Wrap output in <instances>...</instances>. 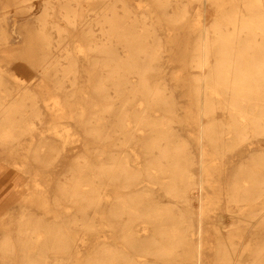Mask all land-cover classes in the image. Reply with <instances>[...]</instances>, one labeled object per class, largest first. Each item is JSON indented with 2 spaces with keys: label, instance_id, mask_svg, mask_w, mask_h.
<instances>
[{
  "label": "bare ground",
  "instance_id": "obj_1",
  "mask_svg": "<svg viewBox=\"0 0 264 264\" xmlns=\"http://www.w3.org/2000/svg\"><path fill=\"white\" fill-rule=\"evenodd\" d=\"M35 1L0 0V179L28 177L0 217V264H204L195 202L204 215L222 197L229 234L205 264H264V149L222 180L227 153L264 137V0H39L17 50L31 84L4 68L1 10ZM165 51L180 69L164 70ZM67 120L84 146L56 175ZM248 223L262 231L244 245ZM83 231L102 233L86 253Z\"/></svg>",
  "mask_w": 264,
  "mask_h": 264
},
{
  "label": "rangeland",
  "instance_id": "obj_2",
  "mask_svg": "<svg viewBox=\"0 0 264 264\" xmlns=\"http://www.w3.org/2000/svg\"><path fill=\"white\" fill-rule=\"evenodd\" d=\"M137 1L138 0H136V2ZM40 4V1L36 0L29 9H20L14 5H9L8 7L1 10L4 15L3 27L6 37L5 44H2L1 46L4 45L2 49H5V53L8 54V56H6V59L3 61L4 68L9 70L10 72L16 73L20 78L25 77L28 83L31 84L37 83L40 80V75L36 71L35 67L31 64V58L26 54H23V56H21L22 52L19 53L17 52V50L19 46L24 42V40H26V28L28 27V24L32 21L34 16L38 13ZM198 8L199 5L196 2L191 3V5L189 6V10L192 15L196 13ZM201 8V18L203 20V24L205 26H209L215 18L217 7L209 1H204L203 4H201ZM164 56V70L166 72L180 69L181 64L177 61L172 60L171 55L168 51L164 52ZM7 77L11 81L12 77ZM176 96L178 97L177 92ZM179 98H181L182 100L183 97L180 96ZM216 116L224 119L227 118V114L222 111H217ZM201 121L205 122L206 118L202 117ZM63 126L64 127L58 126V128L66 135V141L64 145V155L58 158L57 165L54 168V171H56V175L61 173L64 168H66L67 165L71 163L73 158L83 150L84 146V136L81 128L74 125L71 121L68 120ZM44 129L46 132H49L51 127L45 126ZM183 133H186V131L183 130ZM251 148L264 149V137L255 139L253 144L251 145H241L235 148L232 152L227 153L225 158V170L222 175L223 183L226 181L230 170L247 155L248 150H250ZM194 154L196 157V161H198L199 152L197 148L194 149ZM7 167V163L3 160H0V172L5 171ZM193 171L195 173V179L198 182L201 178V165L198 162L193 165ZM27 180L28 177L23 172L13 171L12 169L8 168V174L4 176L3 179H0V217L6 215L10 211L9 208L12 207L16 202H19L24 196L26 191L25 184ZM157 192L161 196V199H167V196L161 189H157ZM195 193L196 190L194 193H191V195H195ZM197 204L198 198L195 202L193 218L195 228L201 230L202 248L200 252L201 257H199L202 258V261L205 264V262L211 260L215 254V250L212 246V242L215 239L213 234L220 232L223 237H228L229 229L225 226L226 224L221 222H223V219L224 221L227 219L226 216H228L227 214L229 213L230 207L226 206V198L222 197L218 206H215V208L211 209L209 212L201 215ZM225 222L227 223V221ZM242 231V234L237 238L236 241H240L242 244L248 245L261 234L262 230L256 225H253V223H248L246 224L245 229H243ZM101 239L102 233H96L94 235L90 232H81L79 241L83 244L82 252L86 253L96 240Z\"/></svg>",
  "mask_w": 264,
  "mask_h": 264
}]
</instances>
